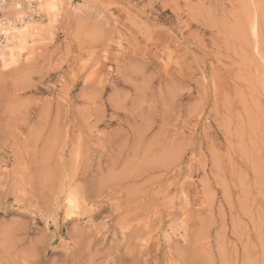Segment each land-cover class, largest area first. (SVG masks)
<instances>
[{
    "label": "rangeland",
    "instance_id": "1",
    "mask_svg": "<svg viewBox=\"0 0 264 264\" xmlns=\"http://www.w3.org/2000/svg\"><path fill=\"white\" fill-rule=\"evenodd\" d=\"M61 1L0 61V264H264V0Z\"/></svg>",
    "mask_w": 264,
    "mask_h": 264
},
{
    "label": "bare ground",
    "instance_id": "2",
    "mask_svg": "<svg viewBox=\"0 0 264 264\" xmlns=\"http://www.w3.org/2000/svg\"><path fill=\"white\" fill-rule=\"evenodd\" d=\"M37 1L38 13L41 15L42 19L46 18L48 21L55 19L60 7H62L61 0ZM30 3L31 0H12V2H10L12 17L16 16L19 23L12 31H6V42L0 51V61L6 69L12 65H16L22 54L27 52L31 46L40 42L48 30L39 20L25 19L24 13ZM17 8L21 9L16 12ZM255 26L256 25H254V27ZM253 31L256 33V28H254Z\"/></svg>",
    "mask_w": 264,
    "mask_h": 264
},
{
    "label": "built area",
    "instance_id": "3",
    "mask_svg": "<svg viewBox=\"0 0 264 264\" xmlns=\"http://www.w3.org/2000/svg\"><path fill=\"white\" fill-rule=\"evenodd\" d=\"M10 2H12V0H0V51L6 42V31H12L19 23L16 16L12 17ZM37 2V0H31V3L28 5L24 13L25 19L36 21L41 19V15L37 11ZM20 9L17 8L16 12Z\"/></svg>",
    "mask_w": 264,
    "mask_h": 264
}]
</instances>
